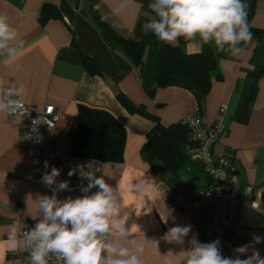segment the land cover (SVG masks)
<instances>
[{
	"label": "crops",
	"instance_id": "obj_1",
	"mask_svg": "<svg viewBox=\"0 0 264 264\" xmlns=\"http://www.w3.org/2000/svg\"><path fill=\"white\" fill-rule=\"evenodd\" d=\"M150 2L0 0V12L7 14L10 24L18 31L16 39L8 42L9 47L18 50L17 54L10 57L7 48L0 50V102L4 89H15L24 84L27 93L22 99L35 112L45 104H52L59 117L50 133L56 150L69 148V133L79 121L78 104L105 109L114 115L126 128L124 158L121 163L104 164L102 174L106 182L113 187L117 183L131 185L135 178L155 182L148 188L146 201L129 192L128 206L118 209L114 216L117 222L128 216L130 236L122 243L131 247L132 239L144 240L146 264H165L166 259L180 264L181 250L189 247L188 241L193 234L203 242L202 232L208 226V219L205 214L177 210L172 206L170 196L176 192L197 195L205 189L208 180L198 178L195 172L182 173L193 180L186 182L181 174V181L193 186L186 189L163 166H150L142 157L141 149L153 122L140 114H130L118 102L115 93L120 91L134 105L144 106L164 126L181 122L187 114L195 112L196 101L190 92L179 87L158 88L152 97H148L141 85L143 66L130 64L122 53L109 48L90 14L91 9L119 38L147 44L153 34L143 33L141 26L153 16L147 7ZM46 4L54 6L62 20L52 18L42 23L40 13ZM251 25L264 30V0L256 1ZM177 44L178 41L171 45ZM254 46L255 39L252 38L242 45L243 51L239 55L221 60L217 73L210 78V91L201 115L206 124H212L220 115L219 109L225 107L226 130L212 151L215 156L233 162L242 186L238 220L243 227L232 238L237 247L251 243L254 235L264 236V74L258 83L248 121L245 124L229 121L238 96L236 83L244 76L243 70L249 67L248 60ZM181 49L186 54L198 53L201 50L199 37L185 42ZM80 52L96 58L105 74H88L81 65ZM24 125V122L0 112V264H11L12 257L25 249L18 234V249L8 250L6 240L10 225L21 218L39 220L36 198L38 195L49 196L48 186L42 179L32 181L28 178L32 154L20 136ZM248 191L251 195L246 194ZM141 208L144 209L142 214L135 215ZM166 211L170 212L168 217ZM174 225L192 226L183 246L160 239ZM153 239L160 241L158 251L161 256L154 254ZM255 248L264 257V242L256 244Z\"/></svg>",
	"mask_w": 264,
	"mask_h": 264
},
{
	"label": "clouds",
	"instance_id": "obj_2",
	"mask_svg": "<svg viewBox=\"0 0 264 264\" xmlns=\"http://www.w3.org/2000/svg\"><path fill=\"white\" fill-rule=\"evenodd\" d=\"M147 7L153 16L141 26V30L145 34L152 33L163 43L175 44L181 38L191 42L199 37L203 45L212 44L219 53L237 56L243 51L242 45L252 39L246 0H151ZM17 35L18 31L10 24L7 14L0 12V50L7 48L10 57L15 56L18 50L9 47L8 42L15 40ZM26 93L24 84L10 88L8 95L21 99L0 102V112L12 116L17 112L23 113L22 98ZM44 167H48L47 162ZM59 174V169L53 167L42 177V182L53 188V194L38 195L36 198L40 218L24 240L30 264H48L50 254L62 260L63 264H146L145 241L132 239L131 247L123 244L122 241L130 236L128 216H123L119 222L114 216L118 209L128 206L129 192L146 201L148 188L155 182L135 178L131 185L117 183L113 187L106 182L103 174L96 176L94 170H81L82 177L89 181L86 187L81 186L84 194L59 200L56 193L69 189L67 181L56 183ZM68 175L71 177L74 172L69 171ZM28 178L31 179V176ZM93 188L96 191L88 194ZM246 194L251 195V191ZM255 206L259 208V205ZM143 211L141 208L135 215H141ZM169 215L170 212H167L166 217ZM191 229V225H174L160 239L183 246ZM109 237L112 239L109 240ZM196 237L197 234H193L188 241L189 247L182 248L180 264H264V257L255 248L256 244L264 242V236L254 235L251 243L235 248V257L222 254L219 239L203 243ZM6 242L9 251L18 249L16 224L10 225ZM159 242L157 239L151 242L157 256H161ZM250 251L251 255H248ZM165 264L173 262L166 259Z\"/></svg>",
	"mask_w": 264,
	"mask_h": 264
},
{
	"label": "trees",
	"instance_id": "obj_3",
	"mask_svg": "<svg viewBox=\"0 0 264 264\" xmlns=\"http://www.w3.org/2000/svg\"><path fill=\"white\" fill-rule=\"evenodd\" d=\"M256 1L246 0L249 5L248 22L255 46L248 60L249 67L243 70L244 76L236 83L238 96L229 118V121L239 124L248 121L257 96L258 83L264 74V30L251 25ZM90 14L109 48L122 53L130 64L143 66L141 85L148 97H152L158 88H183L193 95L197 104L196 112L200 116L203 114L206 97L210 91V78L212 74L217 73L221 60L227 59L230 55L219 53L214 45H203L202 42L198 53L186 54L181 49L186 42L183 38L178 40L177 45L160 42L154 35L147 44L121 39L91 9ZM52 18L62 20L60 12L54 6L44 5L40 21L45 23ZM79 55L81 65L88 74L98 76L105 74L96 58L81 52ZM115 97L130 114H140L153 122L141 149L142 157L150 166L153 168L157 165L163 166L165 171L186 189L193 186L181 181L182 173L195 172L199 175L198 178L205 177L208 180L201 166L193 161L188 153L187 147L191 138L183 120L164 126L156 116L148 113L144 106L134 105L120 91H116ZM77 111L79 121L69 133L68 151L77 156L96 158L104 163H121L126 141L124 125L105 109L78 104ZM241 192L242 186L240 197ZM262 198L264 200V195Z\"/></svg>",
	"mask_w": 264,
	"mask_h": 264
},
{
	"label": "built area",
	"instance_id": "obj_4",
	"mask_svg": "<svg viewBox=\"0 0 264 264\" xmlns=\"http://www.w3.org/2000/svg\"><path fill=\"white\" fill-rule=\"evenodd\" d=\"M8 90L2 91L1 102H15L21 99L15 95L9 96ZM23 103L25 108L23 113L17 112L15 116L5 113L25 123L20 136L26 141L32 154L31 180L42 179L45 172H50L56 167L60 172L56 177V183L67 181L69 185V189L56 193L57 199L64 200L83 195L81 186L86 187L89 181L82 177L81 170L85 172L89 169L94 170L95 175L100 176L105 163L96 158L74 155L68 150L54 149L50 133L59 120L54 106L45 104L39 112H35L24 100ZM219 112V117L212 124H206L196 111L183 118L191 138L187 147L188 153L191 159L201 166L209 181L207 187L197 195L172 193L170 202L181 212L205 214L208 226L202 232L203 243L219 239L222 254L225 257H235L234 249L237 246L233 244L232 238L238 235L243 227V223L238 220L241 183L233 162L226 157L215 156L212 151L213 146L226 130V122L223 118L225 107H221ZM45 162L48 164L47 168L44 167ZM69 171H73L74 175L69 177ZM48 189L51 196L53 188L48 187ZM95 191L96 189L93 188L88 194ZM38 221L26 218L17 220L19 238L23 243L27 233ZM47 260L48 264H63L62 260L51 254ZM11 264H30L29 251L24 249L22 253H16L12 257Z\"/></svg>",
	"mask_w": 264,
	"mask_h": 264
},
{
	"label": "rangeland",
	"instance_id": "obj_5",
	"mask_svg": "<svg viewBox=\"0 0 264 264\" xmlns=\"http://www.w3.org/2000/svg\"><path fill=\"white\" fill-rule=\"evenodd\" d=\"M182 179L189 183L193 181L192 178L187 174H182Z\"/></svg>",
	"mask_w": 264,
	"mask_h": 264
}]
</instances>
